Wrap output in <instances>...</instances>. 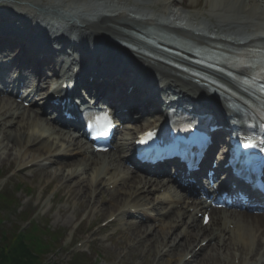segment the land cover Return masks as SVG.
<instances>
[{"label": "bare ground", "instance_id": "6f19581e", "mask_svg": "<svg viewBox=\"0 0 264 264\" xmlns=\"http://www.w3.org/2000/svg\"><path fill=\"white\" fill-rule=\"evenodd\" d=\"M9 1L0 0V55H5L3 58L8 59L11 65L18 67L21 71L37 74L43 84L47 81V77L44 76L47 70L50 74L56 73L53 57L59 59V48H63L66 56L71 60V64L67 66L70 68L77 67L79 64L81 66L68 80L78 79V84L85 86L89 91H97L104 99L106 98L105 100L116 102L121 107L128 105L139 112L145 111L149 106L151 108L159 106L160 102L161 105L164 104L169 99V93L183 99L181 100L183 104L186 102L192 104L189 106L193 109L204 110L207 104L212 103L220 104L221 107L227 102L237 101L231 93L221 88H217V94L210 93L207 87L194 80V76L161 61L158 57H167L175 62H181L190 70H201L202 67L198 68L177 55L164 53L138 36L144 34L141 31L142 28L153 26L155 23L151 21V17L136 20L131 14L137 12V6L149 5L151 0H116L115 3L104 5V9L98 8L102 5L99 0H72L73 3L66 0H58L59 2L57 0L51 2L15 0L12 3ZM152 2L162 7H170L177 2L182 3V0H152ZM209 2H212L211 10L215 13L213 17L205 16L203 13L187 14L189 19L198 20L208 29V32L211 28L220 29L231 24L251 25L255 22L250 21V18L255 15L262 18L264 15V0H209ZM121 3L125 6L127 13L116 5ZM3 4L9 5L2 9ZM202 15L207 19L206 23L200 20ZM178 20L179 18L166 19L165 26L190 39L205 41L208 35L190 32L188 29L192 27V24L183 23L182 20L178 22ZM211 22L213 27L206 25ZM186 24L188 29H183ZM257 27L264 28L262 24ZM199 28L200 26L196 25V29L199 30ZM33 32L38 35L33 36ZM256 36L257 41H264V32ZM113 52L131 61L139 70L143 67L142 72L145 73L140 77L125 75L124 72L110 77L105 76L103 70L107 67L104 64L113 62V59L109 57L113 56ZM116 58L114 60H117ZM135 60L140 62V66ZM3 74L0 72L3 85L15 89L16 84L11 81L10 76L3 78ZM219 76L218 80L224 79L221 75ZM19 77L22 81L25 74ZM140 79L143 82L137 81ZM224 82L229 88L235 90L233 82L227 80ZM148 83H154L156 86L149 87ZM159 90L161 93L157 94ZM7 98L8 100L0 99L2 163H7L14 157L15 172L19 173L24 172L28 166L43 164L47 170L41 171L40 174L48 176L46 180L63 181L64 185L60 187L64 189L68 198L75 197L83 206H87L93 199L91 209L98 204L95 210L97 217L104 216L108 212L114 215L116 211L120 216L130 212L150 214L148 209L160 216H166L170 221L167 230L162 232L151 230L150 224L141 221L135 225L131 224L126 232L128 236L133 237V242L137 240L135 248L145 246V255H150L152 260L160 253L157 264H189L194 260H196L195 264H235L234 261L238 264H264V242L260 241L261 235L264 234V215L247 216L212 211L210 222L213 223L214 228L208 231L207 226L201 224V219L198 221L196 218L197 211H202L203 205L188 204L187 200L171 194L170 188L165 184L153 185L140 178H125L124 174L129 173V170L125 171L122 164L117 163L112 152H107L106 158L109 160L103 157L106 153L91 154V156L85 154L86 159L76 158L75 156H79L80 153L88 151L83 143L49 127L48 122L26 110L23 103H16L10 101L13 98ZM32 102L47 107L53 105L51 99L47 97L32 96ZM245 109L246 112L252 113L250 107L245 106ZM152 124L134 122L132 129L120 131L114 142L115 146L122 149L131 148L132 137ZM50 132H52V138L46 135ZM2 137H7L8 140L3 141ZM23 140H27V145L22 151L20 146ZM42 141L45 142L43 146L35 147ZM28 149L31 153L26 155L25 151ZM67 156L70 157L69 160H55V158ZM43 160L48 161V164L42 163ZM39 178L42 179L43 176ZM109 184L115 185L111 192L105 189V192L102 191L101 188ZM161 188L164 191L161 192ZM94 193L98 195L105 193L109 196L108 201L105 199L106 205L99 199L100 196L97 199L95 196L92 197ZM48 194L49 192L45 193V196ZM40 195H37L38 199ZM172 202L175 203V207ZM163 203L172 205L166 207L162 206ZM146 206L148 209L144 208ZM191 206L193 209L189 211ZM185 216L186 219H184ZM230 222L234 223L232 229L227 228ZM182 227L186 230L182 231ZM177 228L180 230L174 232L173 230ZM205 239L208 240L206 245H199L195 250V245ZM187 254L191 257L185 260ZM165 256L167 260H164ZM255 258L258 259L253 262Z\"/></svg>", "mask_w": 264, "mask_h": 264}, {"label": "rangeland", "instance_id": "374dc122", "mask_svg": "<svg viewBox=\"0 0 264 264\" xmlns=\"http://www.w3.org/2000/svg\"><path fill=\"white\" fill-rule=\"evenodd\" d=\"M48 2L56 1V0H47ZM58 1V0H57ZM73 3L72 0H66ZM102 5L98 8L104 9L106 5H109L111 3H115L116 0H99ZM202 0H183V6L182 10L185 13H197V12H208V6L206 5H198V6H188V4L191 2V4H195V2ZM207 0H204V2ZM59 2V1H58ZM93 2V1H91ZM187 2V3H186ZM75 4V3H74ZM208 4V3H207ZM76 5V4H75ZM105 5V6H104ZM6 6L5 4L1 5V8ZM79 6V4H78ZM201 20H206L204 17L200 18ZM214 22V19L212 20ZM4 141L8 140L7 137L3 138ZM25 143V141H24ZM22 146H20V149L23 151L25 144L21 143ZM79 157V156H78ZM55 160H64L62 159H55ZM65 161V160H64ZM12 171L15 173L16 170V164L14 161V157L10 159L7 163H2V159L0 157V175H4L7 171ZM41 171H38L35 173L34 176L39 175ZM28 174H17L10 180H8L6 183L0 185V189L7 187V189H11L14 184L16 183H23L25 186L32 187L33 195L32 200L34 202L38 199L37 195L41 194L43 196L41 200V204L39 203L38 211L44 212V216H47L49 218V226L51 227V230H57L59 233H63L66 231L65 237L63 241L59 244V247L52 252L48 253L47 255V262L52 264H65L66 260L68 259L67 252L65 249L70 245V243L74 240V238H85L87 235H83L80 233V231L88 228L92 224H95L96 222L102 220L103 218H106L107 215L97 217L95 213H90L87 215L86 210L89 211L90 207L86 208L82 204L78 203V200H76L75 197H71L67 200V196L65 195L64 189L60 190L57 195H55V188L61 186L63 181H59V179H49L46 180L48 176L46 175H39L40 177L43 176V178H39V176L34 177L32 175ZM51 180L52 183L50 182ZM9 186V187H8ZM60 188V187H59ZM50 191L48 195L45 196L46 191ZM19 196L25 199L24 193L19 191ZM53 198L55 204L49 208L47 207L49 203H52ZM26 198H29L26 196ZM28 203V202H27ZM26 203V204H27ZM25 204V205H26ZM110 213V212H108ZM41 214V213H40ZM12 216L10 219H13ZM85 218L84 223L80 226V231H76L73 234V239L71 240V232L76 228L74 227L76 223L79 221V219ZM97 218L95 221L94 219ZM16 220L13 222L15 223ZM93 221V222H92ZM160 229V228H159ZM158 229V230H159ZM95 230L92 229L91 232ZM90 232V233H91ZM89 233V234H90ZM123 235L117 234L116 236H111L110 238L106 240H98V242H94L92 245V248L94 250L92 255L91 264L98 263V264H142V256L143 251L138 248H132V245L128 248V245L131 244V240L133 237L128 236L126 233L122 232ZM71 240V241H70ZM143 264H150V259L145 261Z\"/></svg>", "mask_w": 264, "mask_h": 264}, {"label": "trees", "instance_id": "16d2710c", "mask_svg": "<svg viewBox=\"0 0 264 264\" xmlns=\"http://www.w3.org/2000/svg\"><path fill=\"white\" fill-rule=\"evenodd\" d=\"M23 239L16 234V226L8 231H0V264H37L41 262L43 253L47 250L38 237ZM41 239V238H40ZM83 260V259H82Z\"/></svg>", "mask_w": 264, "mask_h": 264}, {"label": "snow or ice", "instance_id": "6c2138e0", "mask_svg": "<svg viewBox=\"0 0 264 264\" xmlns=\"http://www.w3.org/2000/svg\"><path fill=\"white\" fill-rule=\"evenodd\" d=\"M104 120H105V124L103 128V133L106 134V132L108 131V128L110 127V122L107 120V117H105ZM148 138H151V133L148 134ZM244 147L245 148H255L256 144L252 143L251 140H249L248 142L244 143Z\"/></svg>", "mask_w": 264, "mask_h": 264}]
</instances>
